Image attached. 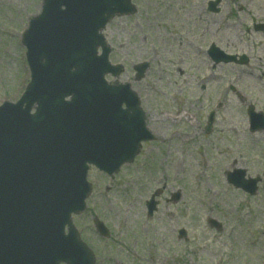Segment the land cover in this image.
I'll list each match as a JSON object with an SVG mask.
<instances>
[{
  "label": "rangeland",
  "instance_id": "obj_1",
  "mask_svg": "<svg viewBox=\"0 0 264 264\" xmlns=\"http://www.w3.org/2000/svg\"><path fill=\"white\" fill-rule=\"evenodd\" d=\"M132 2L136 13L104 31L111 59L124 63L122 80L152 117L181 120L152 121L156 140L113 179L90 168L92 194L74 226L96 264H264V131L249 134L246 116L249 104L264 113V31L252 29L264 24V0H224L218 15L205 12L206 0ZM239 4L246 5L241 13ZM40 8V0H0V105L15 103L28 83L20 34ZM210 44L245 54L248 66L212 67ZM142 62L148 68L135 81L132 67ZM235 168L261 178L254 196L227 184L225 175ZM154 192L158 211L149 218L145 203ZM175 192L181 199L172 204ZM94 217L109 229L108 240L94 231ZM180 229L184 240L177 238Z\"/></svg>",
  "mask_w": 264,
  "mask_h": 264
},
{
  "label": "water",
  "instance_id": "obj_2",
  "mask_svg": "<svg viewBox=\"0 0 264 264\" xmlns=\"http://www.w3.org/2000/svg\"><path fill=\"white\" fill-rule=\"evenodd\" d=\"M128 13L130 0H43L32 19L23 41L31 83L16 105L0 107V264L95 263L70 223L90 194L88 165L112 176L153 139L128 87L113 90L103 80L109 68L99 31ZM123 102L133 105L129 112ZM244 177L237 170L227 182L253 195L257 180Z\"/></svg>",
  "mask_w": 264,
  "mask_h": 264
},
{
  "label": "flooded vegetation",
  "instance_id": "obj_3",
  "mask_svg": "<svg viewBox=\"0 0 264 264\" xmlns=\"http://www.w3.org/2000/svg\"><path fill=\"white\" fill-rule=\"evenodd\" d=\"M207 9V8H206ZM204 82V81H203ZM157 117V116H156ZM153 118L152 117H149L148 121L149 122H152Z\"/></svg>",
  "mask_w": 264,
  "mask_h": 264
}]
</instances>
